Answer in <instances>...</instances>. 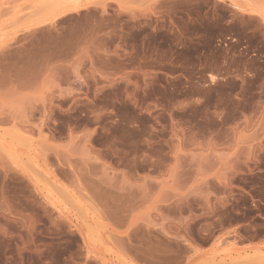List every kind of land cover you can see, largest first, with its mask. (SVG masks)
I'll use <instances>...</instances> for the list:
<instances>
[{"label": "rangeland", "instance_id": "rangeland-1", "mask_svg": "<svg viewBox=\"0 0 264 264\" xmlns=\"http://www.w3.org/2000/svg\"><path fill=\"white\" fill-rule=\"evenodd\" d=\"M243 12L0 0V264L264 263V18Z\"/></svg>", "mask_w": 264, "mask_h": 264}, {"label": "crops", "instance_id": "crops-1", "mask_svg": "<svg viewBox=\"0 0 264 264\" xmlns=\"http://www.w3.org/2000/svg\"><path fill=\"white\" fill-rule=\"evenodd\" d=\"M129 3H131V0H127ZM135 1V0H132ZM161 1V0H158ZM234 1L239 8H241L242 10H244V14L247 16H251V17H255L259 22H263L262 18H264V0H232ZM262 10V11H260ZM259 11L261 12V14L263 15L261 18V15H259ZM239 247H243L244 245H238ZM257 251V250H256ZM251 252H253V250L249 251V254H251ZM230 253V255L236 257V252L235 251H226L225 255H228ZM212 253L211 250H209V258L206 262L201 263V264H264L263 262H257V263H253L252 261L248 262L245 261L244 263L242 261H240V257L243 256L242 251H239V255L238 258L239 261L238 262H231L228 261L227 259H220L219 256L216 255V253L213 255L214 257H212Z\"/></svg>", "mask_w": 264, "mask_h": 264}, {"label": "bare ground", "instance_id": "bare-ground-1", "mask_svg": "<svg viewBox=\"0 0 264 264\" xmlns=\"http://www.w3.org/2000/svg\"><path fill=\"white\" fill-rule=\"evenodd\" d=\"M76 8V7H75Z\"/></svg>", "mask_w": 264, "mask_h": 264}]
</instances>
